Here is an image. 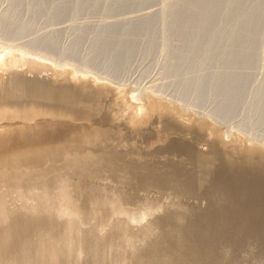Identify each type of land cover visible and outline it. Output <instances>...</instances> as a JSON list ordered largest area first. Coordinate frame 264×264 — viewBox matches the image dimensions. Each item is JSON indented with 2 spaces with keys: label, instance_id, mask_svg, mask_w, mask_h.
<instances>
[{
  "label": "bare ground",
  "instance_id": "obj_1",
  "mask_svg": "<svg viewBox=\"0 0 264 264\" xmlns=\"http://www.w3.org/2000/svg\"><path fill=\"white\" fill-rule=\"evenodd\" d=\"M88 1L0 0V37L10 43L8 48H4L8 51L0 54L4 72L32 66L41 60L49 61L53 70L48 81L26 79L22 75H10L0 81V102L15 108L22 106L28 98L52 104L90 99L98 92L81 82L72 85L65 80L87 82L90 78L82 76V72L92 69L101 77L109 76L123 82L121 69L139 67V63L147 61V64L154 62L153 68H160L157 69L160 75L156 74L165 82L160 80L164 83H154L139 92L128 90L124 92L127 101L134 104L142 99L145 103L141 104L143 109L168 118L177 112L176 108L169 106L177 104L217 122L227 131L224 126L225 111L221 107H228L230 112L233 110L236 99L227 97L236 93L235 89L237 91L246 86L247 83L240 79L245 78V74L242 76L227 71L203 74L200 69L212 62L229 66L238 60L241 53L244 57L245 53L255 51L254 39L264 38V0H158L155 4L159 7L152 11L145 10L144 4L141 5L144 0H134L126 3L134 11V15L128 17V9L126 15L118 7L121 4L116 7L118 1L114 0L117 3L115 6H106L101 3L113 4L114 1L97 0L101 2L98 4L99 7L102 5L101 10L97 6L92 7L93 4L86 10L89 15L98 18L95 20L99 23L97 27L90 20L94 24L92 30L87 27L90 22L87 19L92 17L84 18L86 22L79 20L86 13L82 9ZM140 5L144 12L140 11ZM114 12L119 18L111 22L110 14L115 17ZM62 14L69 16V24L60 20L68 27L65 25L58 29ZM259 43L262 47H257V52H263L264 41ZM158 50L160 66L153 60ZM40 52L55 59L52 56L47 59ZM67 59L74 61L76 66L65 67L63 60ZM249 62L245 58L238 61L237 64L241 65L238 68L243 70L251 66ZM99 76L96 80L100 79ZM260 79L255 91L264 96V76ZM168 91L174 94L168 97ZM151 93L160 97L155 102L157 106H153L154 101L148 97ZM205 98L214 102L219 98L222 106L211 107L209 111L199 107L202 110L199 111L196 106ZM253 103L256 113L251 112L246 123L238 124L236 129L238 135L247 138L250 144L264 146V136L261 139L255 129L258 125L264 128V99ZM20 117L28 119L23 114L0 113V123L11 124ZM2 128L0 167L16 164L32 166L23 173L6 171V168L0 170V264L224 263L220 253L207 247L204 237H198L191 231L192 221L177 212L166 210L154 219L147 210L129 211L124 197L119 194L106 195L89 184L72 183L70 179L74 171L68 167L71 165L68 162L60 167L50 165L44 171L35 169L38 161L45 160L50 150L41 144L34 146V142L46 133L45 128L33 126L32 135L23 141L29 144L19 145L12 152L9 149L11 139H24L26 135L19 129L9 133L12 128L8 125L3 124ZM192 128L202 133L211 127L193 119ZM210 134L213 135L214 131L210 130ZM212 142L213 148L199 156L202 172L206 174L216 158L221 157L225 163H231L222 151L216 150V142ZM242 159L238 163L239 177L256 174L264 177V149L252 147L245 151ZM102 164L106 166V163ZM218 196L207 207L215 210L222 207L220 213L224 217L228 214L227 210L232 211L234 207L227 203L225 208L223 197L220 196L221 200Z\"/></svg>",
  "mask_w": 264,
  "mask_h": 264
},
{
  "label": "rangeland",
  "instance_id": "obj_2",
  "mask_svg": "<svg viewBox=\"0 0 264 264\" xmlns=\"http://www.w3.org/2000/svg\"><path fill=\"white\" fill-rule=\"evenodd\" d=\"M49 1L51 0H47V2ZM96 1L89 0L86 9H82L83 12L88 11L92 4V7L97 6L101 10L102 5L101 7L98 5L101 2ZM110 1L112 3L114 0ZM132 1L134 0H116L118 4L115 1L113 4L110 2L101 4L106 6L117 4L116 7L121 4L118 7H121V11H125L126 15L129 10V14L126 16L128 17L134 15V11L126 3ZM144 1L143 3L141 1V5L144 4L147 11L159 7V4H155L158 0H153V3L151 0ZM151 4L156 6L153 7ZM141 5L139 6L140 11L144 12ZM148 7L151 9L148 10ZM86 13L83 14L86 16ZM83 14L81 15L83 18L80 16L79 20L85 21L92 17L87 20L94 21L96 26L97 17L88 13L84 17ZM125 14L122 12V15L125 16ZM111 15L114 19L110 17L111 22L119 18L116 12H114L115 17L113 13ZM61 17L64 18L61 19ZM61 17L58 22L62 25L60 26L58 23L59 27L56 25L58 29L69 24L67 23L69 19L67 14H62ZM60 20H64L66 24ZM91 21L87 23L88 26L86 25L90 29L94 26ZM80 23L79 25H82ZM67 25L66 27H68ZM60 38L63 39V36ZM60 41L63 42V40ZM260 41L263 42L264 38L258 37L256 41L254 39L255 51L245 53L244 57V54L241 53L237 57L238 60L229 66L212 62L206 63V66L202 65L200 69L203 74L206 72L221 73L222 71L236 72L242 76L245 74V78L240 79L247 83L246 86L240 87L237 91L235 89L236 93L226 96L236 99L231 112L227 110L228 107L222 106V102H220L222 100L219 98L215 102L205 98V101L202 100L201 104L196 106L199 111L204 109L209 111L213 107L222 106L221 108H224L223 111H225L223 115L226 118V125L224 126L227 131L217 122L198 116L177 104L168 105L171 109L176 108L177 111L168 118L152 110L143 109L142 106L145 103H142V99L134 104L127 101L124 92L128 90L139 92L154 83L160 85V80H165L163 77L157 76V74L160 75L157 70L160 68H153L154 62L147 64V61L139 63V67L134 66V68L121 65L125 68V70L121 69L123 82H118L117 79L109 76L101 77L92 69H85L82 72V76L90 78L87 82L74 79L65 80L72 85L81 82L89 89L98 92V95L95 94L89 97L90 99L82 98L84 100L80 99L67 104H52L28 98L23 101L22 106L15 108L0 102V113H14L19 116L23 114L28 118H16L11 124L0 123V131L4 124L12 128L9 133L11 131L15 133L19 129L26 135L24 139H15L14 137L11 139V143H9L11 151L19 145L29 144L23 141L30 138L33 126L38 125L45 128L46 133L34 142V146L41 144L50 150L45 160L38 161L35 169L44 171L50 165L60 167L62 163L68 162L71 164L68 167L74 171L70 179L72 183L89 184L106 195L119 194L124 197L125 207L129 211L147 210L150 211L151 217L154 219L166 210L183 215L188 221H192L190 222L191 231L198 237H204L207 247L213 248L221 254L223 264H264V177L259 174L249 176L250 178L239 177L237 174V172L240 173L238 163L245 151L252 147L264 149V146L256 143L250 144L247 138L238 135L236 129L238 124L246 123L251 112H253L252 114L256 113L253 102L264 99L260 92L255 91L256 86L262 80L260 78L264 76V51L257 52ZM8 44L10 43L0 37V54L8 51V49H4L8 48ZM244 47L250 49L248 46L244 45ZM40 53H43L47 59L52 56L44 52ZM156 55L153 60L159 63L158 61L161 59L159 50ZM52 57L54 58V56ZM244 58L252 64L242 70V68H238L241 65L237 62ZM258 58H261L259 62H257ZM63 62L65 67L76 66V63L70 59L63 60ZM4 70L5 68L0 65V81L7 79L10 75H22L26 79L48 81L52 78L53 73L51 64L46 60H41L32 66L20 67L16 71L4 72ZM97 76L100 79L96 80ZM169 94L173 95L174 93L168 91L167 96ZM234 94H236V98ZM148 97L154 101L153 106H157L155 102L160 97L154 93ZM141 104L143 105L141 106ZM199 107L204 108L201 110ZM228 111L229 115H227ZM75 112H78L79 115ZM193 119L205 122L206 126L211 128L205 132L201 131L202 133L197 132L192 128ZM262 126L258 125L255 128L257 131L253 130L261 139L264 136ZM210 130L214 131L213 135L210 134ZM14 135L16 134L12 136ZM212 141L217 144L216 150L222 151L231 163H225L221 157L216 158L209 173L206 174L202 172L203 167L199 156L207 154L213 148ZM102 163H106V166H103ZM31 166L5 165L1 166L0 170L6 168V171L13 170L23 173L27 172ZM217 196L223 197L225 208L227 203L234 207L232 211L227 210L228 214L224 217L220 213L222 207L216 210L207 207L209 202Z\"/></svg>",
  "mask_w": 264,
  "mask_h": 264
}]
</instances>
